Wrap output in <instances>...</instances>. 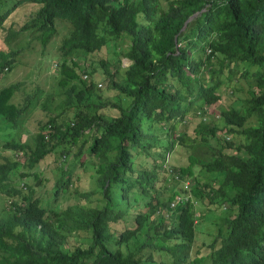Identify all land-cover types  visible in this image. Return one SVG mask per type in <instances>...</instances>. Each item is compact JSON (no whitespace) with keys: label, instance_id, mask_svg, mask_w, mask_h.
I'll list each match as a JSON object with an SVG mask.
<instances>
[{"label":"trees","instance_id":"1","mask_svg":"<svg viewBox=\"0 0 264 264\" xmlns=\"http://www.w3.org/2000/svg\"><path fill=\"white\" fill-rule=\"evenodd\" d=\"M58 31L54 86H0V264H264V0H0V72ZM101 49L84 67L72 56ZM38 107L44 119L21 139ZM50 160L48 206L46 168L22 178ZM81 171L95 187L76 184Z\"/></svg>","mask_w":264,"mask_h":264},{"label":"rangeland","instance_id":"2","mask_svg":"<svg viewBox=\"0 0 264 264\" xmlns=\"http://www.w3.org/2000/svg\"><path fill=\"white\" fill-rule=\"evenodd\" d=\"M63 32L64 31H58L55 37L51 40L49 47L46 48L44 51H42L43 47L39 46V44L36 43L38 42L37 40H32L31 42L28 43V45L24 43L21 46V49L19 50V52L17 53L16 58L14 60L15 62H13L12 67L9 70H6V71L2 70V72H0V86L8 84L9 82L14 81L16 79L24 81V85H23L24 90H32L36 85L39 87H42V90L43 88L48 89L50 85L54 86V84H52L53 80L51 79L52 76L50 74L51 72L50 68H51L52 62L56 61V59L58 58V52H57L56 46L59 43V40ZM121 41L122 42L119 45H121L123 49L126 48V44H128L129 39L126 37L124 40L122 39ZM54 42H55V49L53 48ZM119 42H120V39L117 41V44ZM72 56H75L79 60L80 67H84L90 60L96 63L99 58L104 59V57H106V53L104 49H101L94 53L86 54L85 52H82V53L77 54V56L76 55H72ZM128 62H129V59L127 57L122 56L120 58L121 65H125ZM106 66L110 71H112L114 69L113 68L114 62L112 60L111 61L109 60ZM96 74L100 76L98 71L93 72L92 76L94 78L98 77ZM232 84H235V83L232 81H224L223 83L220 84L218 90L221 94H223L226 97V101L230 102L231 100H233V103H234L235 99H233L232 95L227 94ZM239 84H242L244 86V81L241 79ZM98 87H99L98 89L102 97L109 98L114 93L112 89H109L106 86L104 81H101V85ZM243 89L244 88H242V90ZM102 110H105L106 112L110 111L108 107H105ZM44 117H45L44 110L38 107L34 113L29 115L27 120H24V122H22L21 126L18 127L14 133H19V131L21 130L19 137L21 139H25V137L27 136L29 132H33L36 130L37 120L44 119ZM175 127L176 128L174 132H181L184 128L182 124L180 123H177ZM5 132H6L5 129H3V126L0 123V138H2V135ZM1 150L2 148L0 147V151ZM172 154L173 156L175 154L179 159V160L178 159L176 160V163L180 162L185 157V151L179 147H174L173 150L169 153V156H170L168 157L169 161L171 160ZM10 156L11 157L13 156L12 151H11ZM53 163H54V160H50L47 164L45 161L43 162L41 161L39 162V164L28 169L27 170L28 173L25 174L22 178V181L26 183H31L33 180L32 172L37 171L38 169L42 170L46 168V172L44 174L45 175L44 185H43V182H41L39 186L43 187V190L41 189L40 191L41 198H42L41 192L42 194L47 192L46 193L47 198L43 202L44 204L48 206L55 204V201L52 199L53 198L52 193L49 192L48 190H50V185L55 180L56 176L59 175V173L56 172V169L55 170L53 169L54 167ZM57 163H58V159L55 160V164ZM167 163L169 164V162L166 161L165 162L166 165L164 164V166L162 167L165 170H163L164 172L161 175V181L159 184L160 185L159 194L164 198L169 193V189H168L169 186L171 184H174V182L172 181V178L170 177L171 174L167 173V170L169 169V167H167L168 165ZM23 169L24 168L21 166L9 172L8 177H7L9 184L17 185V183L20 182L21 180L20 171ZM79 178L80 179L76 181V184L82 187L88 188V187L96 186L93 178L92 179L89 178L87 176L86 171H81ZM39 182H40V178H39ZM38 184H36L35 186H37ZM35 192L36 191H33V193L36 195ZM0 195L3 196L5 194L2 193V191H0ZM69 197L71 198V196L68 193L67 194L64 193L63 195H61V197H58L57 199L60 203L65 204L66 202L69 201ZM9 198L10 197H7L4 201H2L4 197L3 198L0 197V207L2 203L5 204V201ZM200 202L201 203H198V206H201L203 204L202 201ZM223 205L226 206L227 204L224 202Z\"/></svg>","mask_w":264,"mask_h":264},{"label":"water","instance_id":"3","mask_svg":"<svg viewBox=\"0 0 264 264\" xmlns=\"http://www.w3.org/2000/svg\"><path fill=\"white\" fill-rule=\"evenodd\" d=\"M196 14V12H194V13H192L191 15H189L185 20H184V23L183 24H185V22L188 20V19H190L193 15H195ZM38 182H39V178H37L35 181H34V185H36V184H38Z\"/></svg>","mask_w":264,"mask_h":264},{"label":"clouds","instance_id":"4","mask_svg":"<svg viewBox=\"0 0 264 264\" xmlns=\"http://www.w3.org/2000/svg\"><path fill=\"white\" fill-rule=\"evenodd\" d=\"M187 181H189V180H187ZM188 194H189V193H186L185 196H187ZM175 197L178 199L179 195H176ZM170 205H171V204H170Z\"/></svg>","mask_w":264,"mask_h":264},{"label":"built area","instance_id":"5","mask_svg":"<svg viewBox=\"0 0 264 264\" xmlns=\"http://www.w3.org/2000/svg\"><path fill=\"white\" fill-rule=\"evenodd\" d=\"M187 182H188V181H187V180H185V184H187ZM172 203H173V202H171V204H172Z\"/></svg>","mask_w":264,"mask_h":264}]
</instances>
